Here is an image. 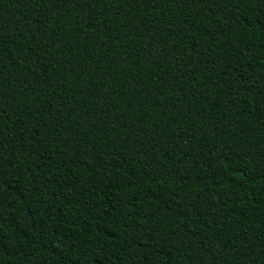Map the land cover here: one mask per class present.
Returning a JSON list of instances; mask_svg holds the SVG:
<instances>
[{"label": "trees", "instance_id": "16d2710c", "mask_svg": "<svg viewBox=\"0 0 264 264\" xmlns=\"http://www.w3.org/2000/svg\"><path fill=\"white\" fill-rule=\"evenodd\" d=\"M0 264H264V0H0Z\"/></svg>", "mask_w": 264, "mask_h": 264}]
</instances>
